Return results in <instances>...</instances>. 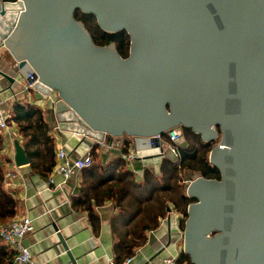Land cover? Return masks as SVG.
Listing matches in <instances>:
<instances>
[{
  "label": "water",
  "instance_id": "water-1",
  "mask_svg": "<svg viewBox=\"0 0 264 264\" xmlns=\"http://www.w3.org/2000/svg\"><path fill=\"white\" fill-rule=\"evenodd\" d=\"M77 11L93 15V0H0V52H9L37 94H58L51 114L59 133L88 144L97 140L94 39L75 19ZM0 75L14 82L12 76ZM15 149L17 166L30 164L16 141ZM58 237L71 264H78L62 235Z\"/></svg>",
  "mask_w": 264,
  "mask_h": 264
},
{
  "label": "crops",
  "instance_id": "crops-1",
  "mask_svg": "<svg viewBox=\"0 0 264 264\" xmlns=\"http://www.w3.org/2000/svg\"><path fill=\"white\" fill-rule=\"evenodd\" d=\"M0 73L13 77L14 82L10 83L3 75H0V98L7 99L16 96L18 102L23 105L36 107V104L43 101L36 92H26L28 85L26 74L18 72L17 64L11 65L0 52ZM16 63V62H15ZM51 102L44 103L50 117V123L55 126L56 122L51 114L53 106ZM13 104L11 105V107ZM65 142V150L74 159L87 156L82 152L86 142L73 134L57 135ZM54 138L55 135L53 136ZM23 146V144H21ZM58 141L56 139V149ZM84 151V150H83ZM93 174L89 168L84 171L82 179V194L79 197H71V185L68 184L62 189L53 190L49 186L46 175L35 174L30 166L16 167L10 164L6 168V174L17 170L23 174L19 180L12 181V186L5 190L12 193L17 201L18 214L13 219L29 217L35 224L36 231L25 238V244L31 250L33 257L41 264H71L68 251L59 240L58 234L66 241L71 255L78 260V264H100V230H99V197H98V163L97 149L94 152ZM1 154L0 162L3 160ZM56 156V151H55ZM57 162V156H56ZM56 177V182H61ZM50 189V190H49ZM84 191V193H83ZM84 196L90 198L94 207L95 215L90 216L83 205ZM41 197V198H40ZM0 244L14 253V251L0 240ZM15 256V255H14Z\"/></svg>",
  "mask_w": 264,
  "mask_h": 264
},
{
  "label": "built area",
  "instance_id": "built-area-1",
  "mask_svg": "<svg viewBox=\"0 0 264 264\" xmlns=\"http://www.w3.org/2000/svg\"><path fill=\"white\" fill-rule=\"evenodd\" d=\"M30 77L32 78V75ZM25 90L30 94L35 93L33 84L28 83ZM38 95H40V98L44 97V99L43 101L37 103L36 106L42 111L47 112V108L43 106V104L53 102V93L51 96H44L43 94ZM12 104L23 105L25 103L20 101L18 102L16 96L7 99L0 98V135L3 138V160L0 163H2L1 165L5 167H9L10 164H12L15 168H17L15 141L18 142L19 145L23 144L24 147L25 140H23L17 126L11 123ZM51 135H55V139L58 141L56 149L57 163L51 174L47 176L48 184L49 186L54 187V191L62 189L66 185L70 184L72 189L71 197H79L82 193L81 187L83 173L89 168H92L94 165L91 152L95 147L97 148V140H93V143H84V147H80L84 150H82V152L87 155L86 157L83 156L74 159L72 156L67 154L64 140L57 136L59 135L58 122H56L55 126H51ZM21 177L23 178V174L17 170L7 173L6 186L11 187L12 181L19 180ZM56 177H60L62 181L57 183ZM35 231V224L29 217H23L22 219H10L6 221L0 220V240L5 244H8L14 251L15 255L14 259L9 264H40L35 257H33L31 250L28 246H26L24 241L26 237L32 235Z\"/></svg>",
  "mask_w": 264,
  "mask_h": 264
},
{
  "label": "trees",
  "instance_id": "trees-1",
  "mask_svg": "<svg viewBox=\"0 0 264 264\" xmlns=\"http://www.w3.org/2000/svg\"><path fill=\"white\" fill-rule=\"evenodd\" d=\"M14 2L15 0H6ZM75 19L85 22L91 36L94 39L93 15L75 13ZM11 123L15 124L25 140L24 149L30 159V166L35 174L50 175L56 165V139L51 135L50 117L47 112L39 107L30 105L14 104L11 108ZM96 147L91 155L94 158ZM3 151V138L0 135V157ZM1 159V158H0ZM94 168L89 172L93 174ZM6 168L0 166V220L13 219L18 214L17 201L12 193L5 190ZM84 193V191H83ZM82 194V193H81ZM90 198L84 196L83 205L90 216L95 215V210ZM14 259V253L8 247L0 244V264H9Z\"/></svg>",
  "mask_w": 264,
  "mask_h": 264
},
{
  "label": "rangeland",
  "instance_id": "rangeland-1",
  "mask_svg": "<svg viewBox=\"0 0 264 264\" xmlns=\"http://www.w3.org/2000/svg\"><path fill=\"white\" fill-rule=\"evenodd\" d=\"M15 1H16V0H15ZM15 1H14V2H15ZM8 2H9V1H8ZM1 53H2V56L5 57L11 65H13V66L16 65L14 58L11 57V55L9 54V52H8L6 49H2V50H1ZM52 93H53V97H54L53 100H56L57 97H58V94H57L56 92H52ZM32 94H33V93H32Z\"/></svg>",
  "mask_w": 264,
  "mask_h": 264
},
{
  "label": "flooded vegetation",
  "instance_id": "flooded-vegetation-1",
  "mask_svg": "<svg viewBox=\"0 0 264 264\" xmlns=\"http://www.w3.org/2000/svg\"><path fill=\"white\" fill-rule=\"evenodd\" d=\"M80 13H82V12H80ZM83 14V13H82ZM85 14V13H84ZM83 23V22H82ZM83 24H85L86 25V27H87V24L84 22ZM87 29H88V27H87ZM88 31H89V29H88Z\"/></svg>",
  "mask_w": 264,
  "mask_h": 264
},
{
  "label": "bare ground",
  "instance_id": "bare-ground-1",
  "mask_svg": "<svg viewBox=\"0 0 264 264\" xmlns=\"http://www.w3.org/2000/svg\"><path fill=\"white\" fill-rule=\"evenodd\" d=\"M49 103V102H48ZM44 105V104H43Z\"/></svg>",
  "mask_w": 264,
  "mask_h": 264
}]
</instances>
